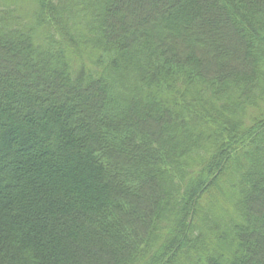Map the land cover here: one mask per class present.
Instances as JSON below:
<instances>
[{
	"label": "trees",
	"instance_id": "trees-1",
	"mask_svg": "<svg viewBox=\"0 0 264 264\" xmlns=\"http://www.w3.org/2000/svg\"><path fill=\"white\" fill-rule=\"evenodd\" d=\"M0 264H264V0H0Z\"/></svg>",
	"mask_w": 264,
	"mask_h": 264
}]
</instances>
